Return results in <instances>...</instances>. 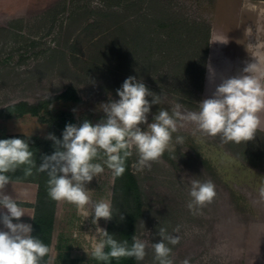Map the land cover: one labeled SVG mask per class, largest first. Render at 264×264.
I'll return each mask as SVG.
<instances>
[{
  "label": "rangeland",
  "instance_id": "obj_1",
  "mask_svg": "<svg viewBox=\"0 0 264 264\" xmlns=\"http://www.w3.org/2000/svg\"><path fill=\"white\" fill-rule=\"evenodd\" d=\"M183 1L191 13L212 25L204 88L199 92L197 83L164 85L162 102L148 114V123L161 109L171 111L177 105L198 111L199 103L211 98L224 79L242 75L255 58L264 65V8L258 1ZM102 10L100 0H0V109L20 101L39 104L69 87L82 98L75 108L78 113L103 112L102 104L118 100L124 80L118 67V36L108 32L110 28L114 33V21L104 19ZM104 36L106 44L100 46ZM260 116L259 130L264 132V113ZM140 127L147 130L146 124ZM0 132L48 136L50 129L25 116L0 121ZM175 135L185 137L184 145L176 146V159L166 152L150 168L138 169V155L130 147L146 206L138 238L147 243V255L139 264H153L152 243L161 241V227L180 236L177 245H169L173 264L186 258L190 264H264V198L259 195L264 162L257 157L245 161L237 154L243 152V143L201 136L191 124ZM104 159L101 151L93 162L101 163L104 172L86 187L93 201L112 203L115 176ZM209 179L217 195L192 214L187 207L191 181ZM232 192L245 202L236 204ZM68 205L78 216L73 223L98 243L109 220L93 224L90 205ZM177 226L179 233L174 232Z\"/></svg>",
  "mask_w": 264,
  "mask_h": 264
},
{
  "label": "clouds",
  "instance_id": "obj_2",
  "mask_svg": "<svg viewBox=\"0 0 264 264\" xmlns=\"http://www.w3.org/2000/svg\"><path fill=\"white\" fill-rule=\"evenodd\" d=\"M255 61L243 69L242 75L224 79L211 98L199 103L198 111L181 110L179 105L171 111L161 109L151 123H148V114L153 104L162 102L161 96L152 93L142 81L129 76L117 89L119 99L100 106L106 119L96 124L88 120L79 126L68 124L62 140L53 134L48 135L56 150L45 155L39 167L27 140L0 139V209L7 210L0 214V222L6 229L0 230V264H45V257L50 252L48 245L31 234V224L13 222L26 214L17 199L6 194V186L12 184L9 173L21 168L25 176L33 175L34 168L46 173L48 195L53 201L67 202L78 209L90 205L93 224L101 218L111 220L117 212L112 203L93 201L86 187L104 172L101 163L93 162L100 152L106 157L103 164L115 177H122L126 171V159L131 155L130 147H134L138 155V169L150 168L151 163L158 162L166 152L176 159V146H183L185 137L174 134L189 124L194 125L195 132L201 136H219L224 143L240 144L253 140L261 126L260 114L264 113V65L256 58ZM149 96L153 97L151 102L147 99ZM142 124L147 125V130L141 129ZM188 194L191 199L187 207L192 214L213 203L217 195L210 179L204 182L192 180ZM259 195L264 198V183ZM123 218L121 215L120 219ZM179 231L177 226L174 232ZM158 234L162 239L152 243L153 264H173L169 245H177L180 236L168 234L163 227ZM132 241L129 246L127 240L118 241L103 230L102 238L92 250V258L103 264L121 258L143 261L147 255V243L136 236ZM182 264H190L189 259Z\"/></svg>",
  "mask_w": 264,
  "mask_h": 264
},
{
  "label": "trees",
  "instance_id": "obj_3",
  "mask_svg": "<svg viewBox=\"0 0 264 264\" xmlns=\"http://www.w3.org/2000/svg\"><path fill=\"white\" fill-rule=\"evenodd\" d=\"M88 1V0H72ZM104 5L102 17L113 20L114 33L117 34L118 67L120 76H129L145 83L149 90L160 96L164 85L172 87L181 83H197L199 92L203 91L208 59L209 44L212 37L210 22L191 13L183 0H100ZM264 2V0H249ZM93 26L94 24H90ZM107 36L100 40V46ZM103 41V42H104ZM121 81V82H124ZM164 88V89H163ZM149 102L153 97H147ZM82 104L77 90L69 87L66 91L46 99L39 104L20 101L0 109V121L25 116L37 118L47 124L50 134L63 139V131L68 124L79 126L84 120L93 124L106 119L100 111L86 110L78 113L75 108ZM156 104L151 106L154 111ZM48 136L27 135L22 133L0 132V139L20 138L29 143L34 153L36 166L39 167L45 155L56 150L53 140ZM243 152H237L245 161L259 158L264 162V132L257 130L253 140L242 142ZM236 144V143H235ZM131 152V149H128ZM133 157L126 159V171L122 177L114 178L112 205L117 210L109 220L107 232L118 241L127 240L129 246L132 237L138 238L139 226L145 217L144 192L139 179L132 168ZM12 181L32 182L38 185L37 202L32 220V235L40 238L51 250L56 222L57 201L48 195L46 173L33 169V175L25 176L23 168L9 173ZM234 202L244 201L232 192ZM123 216V220L120 216ZM107 250V249H106ZM50 252L45 257L48 264ZM103 264V262H101ZM110 264H139L134 258L111 260Z\"/></svg>",
  "mask_w": 264,
  "mask_h": 264
},
{
  "label": "crops",
  "instance_id": "obj_4",
  "mask_svg": "<svg viewBox=\"0 0 264 264\" xmlns=\"http://www.w3.org/2000/svg\"><path fill=\"white\" fill-rule=\"evenodd\" d=\"M259 3L263 10L264 2ZM5 191L6 194L17 199L26 214L19 221L14 219L13 222L32 225L35 214L33 206L37 202L38 185L32 182L12 181V184L6 186ZM6 211V209H0V214ZM77 218L78 216L71 212L67 202H58L48 264H101L100 261L92 258L95 241L92 242L86 237V231L77 227V222L73 223L72 220ZM0 230H6L2 222H0Z\"/></svg>",
  "mask_w": 264,
  "mask_h": 264
}]
</instances>
